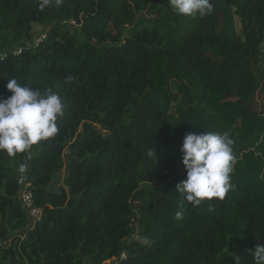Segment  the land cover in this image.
<instances>
[{
    "label": "trees",
    "instance_id": "obj_1",
    "mask_svg": "<svg viewBox=\"0 0 264 264\" xmlns=\"http://www.w3.org/2000/svg\"><path fill=\"white\" fill-rule=\"evenodd\" d=\"M211 2L201 18L168 0H0V98L15 78L64 104L56 136L14 157L0 151V264H104L122 252L110 264H254L264 245V0ZM203 132L233 140L232 187L194 207L176 191L180 148ZM29 183L42 210L32 226L18 200Z\"/></svg>",
    "mask_w": 264,
    "mask_h": 264
},
{
    "label": "clouds",
    "instance_id": "obj_2",
    "mask_svg": "<svg viewBox=\"0 0 264 264\" xmlns=\"http://www.w3.org/2000/svg\"><path fill=\"white\" fill-rule=\"evenodd\" d=\"M168 3L177 15L183 16L202 18L214 10L211 0H168ZM72 80L69 76L65 82ZM6 89L11 95L0 98V151L14 157L59 133L57 119L63 116L64 104L57 93L29 88L15 78L7 81ZM233 143L227 132L188 133L183 138L180 152L186 179L176 185V191L185 194L192 206H199L206 199L222 200L231 189ZM147 156L156 160L154 147L147 151ZM19 171L25 173L27 165L20 164ZM176 218H182V213L177 212ZM250 253L254 264H264V245L257 244Z\"/></svg>",
    "mask_w": 264,
    "mask_h": 264
},
{
    "label": "built area",
    "instance_id": "obj_3",
    "mask_svg": "<svg viewBox=\"0 0 264 264\" xmlns=\"http://www.w3.org/2000/svg\"><path fill=\"white\" fill-rule=\"evenodd\" d=\"M31 184H27L20 192L19 195V201L21 203L22 208L25 210L29 221H30V226L34 225L37 223L42 216V210L38 207L35 206L34 204V198L32 196V193L29 190V187ZM134 207H137L136 202H132ZM130 223L133 224L136 228L141 227V225L138 223V212H133V217L129 219ZM131 240H141L139 236V230L137 229L135 231V234H132ZM128 241V240H126ZM126 259V253L122 252L118 258L106 261L104 264H110L111 261H114L116 263H119L123 260Z\"/></svg>",
    "mask_w": 264,
    "mask_h": 264
},
{
    "label": "rangeland",
    "instance_id": "obj_4",
    "mask_svg": "<svg viewBox=\"0 0 264 264\" xmlns=\"http://www.w3.org/2000/svg\"><path fill=\"white\" fill-rule=\"evenodd\" d=\"M235 26H236V30L239 31L240 29V25H239V21L238 19L236 18L235 19ZM40 29L39 28H35V32L39 31ZM264 52H261L260 55H263ZM63 176H64V172H60L58 175H57V178L56 180L54 181V183L52 184V189H57L58 187H61L62 186V180H63ZM162 183V179H156L154 182H151L150 184H148V186L152 187H158L160 184Z\"/></svg>",
    "mask_w": 264,
    "mask_h": 264
}]
</instances>
